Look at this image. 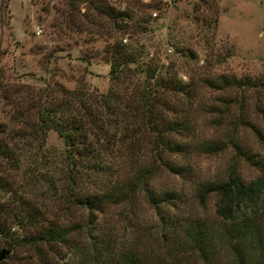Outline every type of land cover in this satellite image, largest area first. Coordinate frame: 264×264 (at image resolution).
I'll return each instance as SVG.
<instances>
[{"label":"rangeland","instance_id":"1","mask_svg":"<svg viewBox=\"0 0 264 264\" xmlns=\"http://www.w3.org/2000/svg\"><path fill=\"white\" fill-rule=\"evenodd\" d=\"M99 2L114 10H129L131 22L137 16L143 19L134 24L135 31L129 27L122 31L121 41L141 51L143 66L150 61L171 65L185 83V94L168 96L176 108L173 116L189 128L181 139L191 143L220 139L230 124L236 126L239 143L264 156V142H258L246 126L257 128L264 137V0H0V121L7 128L15 126L12 117L17 114L26 121L33 119L35 95L41 89L104 92L109 88L106 48L119 33L96 13L93 5ZM231 75L247 78L248 84L222 86V77ZM141 77L143 72L138 71L132 81ZM221 99L228 100L222 114ZM145 140L140 155L144 159L149 157ZM62 154L61 137L49 129L41 156L38 153L34 161L25 158L21 170L4 164L3 179L8 190L26 196L48 218L77 224L80 234L91 232L93 227L85 226L83 208H62ZM230 155L229 147L175 155L174 161L185 165L189 174H172L160 165L147 178L148 185L155 190L179 191L182 201L177 205L183 214L211 216L213 197L200 206L193 185L222 174ZM237 170L244 179L258 174L242 160L237 162ZM3 195L0 191V200ZM261 200L264 206V193ZM166 207L170 213L175 211ZM93 225L100 234L111 232L117 245H139L143 235L151 238L158 231L153 208L140 189L117 203L106 202ZM72 236H77L78 244L83 240L76 233ZM38 245L36 251L33 246L17 244L0 261L73 264L69 244ZM219 254V260L224 258ZM188 262L199 264L193 258Z\"/></svg>","mask_w":264,"mask_h":264},{"label":"trees","instance_id":"2","mask_svg":"<svg viewBox=\"0 0 264 264\" xmlns=\"http://www.w3.org/2000/svg\"><path fill=\"white\" fill-rule=\"evenodd\" d=\"M93 7L119 33L106 48L109 88L104 92L41 89L35 95L33 119L26 121L17 114L12 117L15 126L10 128L0 121L2 249L9 251L21 243L39 251V243L50 247L69 244L73 264H191L189 258L199 264H264V156L239 143L234 134L236 126L230 124L220 139L196 143L181 139L185 135L182 132L189 128L173 116L176 108L168 96L185 94V83L176 77L171 65L150 61L143 66L141 51L121 41L122 31L128 27L135 31L134 24L143 19L137 16L131 22L129 10H114L100 2ZM138 71L143 72V77L132 81ZM222 80V86L248 84L247 78L233 75ZM221 100L222 114L227 111L228 100ZM246 126L258 142H264L257 128ZM49 129L63 142L62 208H83L85 226L93 227L91 232L80 234L77 224L48 218L26 196L8 190L3 179L4 164L21 170L25 158L34 161L38 153L41 156ZM144 139L149 153L145 159L140 156ZM226 147L231 149V155L223 173L193 185V195L200 206L213 197L211 216L183 214L177 205L182 201L179 191L155 190L148 185L147 178L160 165L172 174L188 173L185 165L174 161L175 155L192 150L218 152ZM239 160L255 167L258 174L242 178L237 170ZM137 189L142 190L153 208L157 233L151 238L143 235L139 245H117L111 232L100 234L93 230L97 213L106 202L130 198ZM166 206L175 211L168 212ZM74 233L82 236L79 244ZM219 252L224 256L221 260ZM0 264H4L2 260Z\"/></svg>","mask_w":264,"mask_h":264},{"label":"water","instance_id":"3","mask_svg":"<svg viewBox=\"0 0 264 264\" xmlns=\"http://www.w3.org/2000/svg\"><path fill=\"white\" fill-rule=\"evenodd\" d=\"M6 253H7V250L1 249L0 250V259H2Z\"/></svg>","mask_w":264,"mask_h":264}]
</instances>
